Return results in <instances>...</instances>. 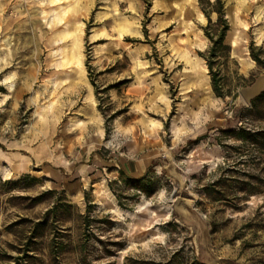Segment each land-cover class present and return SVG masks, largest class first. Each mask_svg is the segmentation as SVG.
I'll list each match as a JSON object with an SVG mask.
<instances>
[{
    "label": "rangeland",
    "instance_id": "374dc122",
    "mask_svg": "<svg viewBox=\"0 0 264 264\" xmlns=\"http://www.w3.org/2000/svg\"><path fill=\"white\" fill-rule=\"evenodd\" d=\"M261 77L264 0H0V264H264Z\"/></svg>",
    "mask_w": 264,
    "mask_h": 264
},
{
    "label": "trees",
    "instance_id": "16d2710c",
    "mask_svg": "<svg viewBox=\"0 0 264 264\" xmlns=\"http://www.w3.org/2000/svg\"><path fill=\"white\" fill-rule=\"evenodd\" d=\"M217 3L219 4V0H217ZM204 14L207 16V14L205 12H204ZM219 17H221V16H219ZM218 20L221 23V28H220L217 36H215V38H213V37L209 36L208 34H206L207 38L209 39V41L211 43V46H210V50L208 52L209 57H206L205 60H206V63H207L208 69H209L210 76H211L212 90L216 96L223 97V93L221 92V88L218 85L217 73L213 72V68H212V65H213L212 60L216 59L218 53H220L221 51H224V50H228V47L223 44L225 32L227 31V25H226L225 20H222V18H219ZM253 59L257 64H259V65L262 64V62L260 60H258L257 58H253ZM119 174L121 176H124V179L129 180V181H134L137 183L146 182L145 178L133 180L132 178L125 176V173L121 170H120ZM111 184L112 183L108 184V188L113 193V190L111 188ZM144 193H145V195H148L147 192H144ZM115 197H116L118 206L122 209L128 210L127 206L125 204H123L121 198L119 196H115Z\"/></svg>",
    "mask_w": 264,
    "mask_h": 264
},
{
    "label": "water",
    "instance_id": "95a60500",
    "mask_svg": "<svg viewBox=\"0 0 264 264\" xmlns=\"http://www.w3.org/2000/svg\"><path fill=\"white\" fill-rule=\"evenodd\" d=\"M264 90V77H261L255 81L250 87L242 89L241 93L245 98L254 99Z\"/></svg>",
    "mask_w": 264,
    "mask_h": 264
},
{
    "label": "bare ground",
    "instance_id": "6f19581e",
    "mask_svg": "<svg viewBox=\"0 0 264 264\" xmlns=\"http://www.w3.org/2000/svg\"><path fill=\"white\" fill-rule=\"evenodd\" d=\"M178 12H180V11H178ZM182 16V15H181ZM233 44V43H232ZM71 54V53H70ZM75 54V53H74ZM68 55H69V52H68ZM64 57H62V59H63ZM73 59V58H72ZM60 63V62H59ZM67 63H69L68 62V60L67 59H63V61H61V63H60V67H64V66H67ZM8 78H5V80H7ZM11 86L12 85H10V88H11Z\"/></svg>",
    "mask_w": 264,
    "mask_h": 264
}]
</instances>
